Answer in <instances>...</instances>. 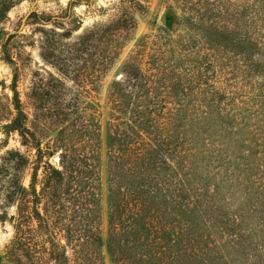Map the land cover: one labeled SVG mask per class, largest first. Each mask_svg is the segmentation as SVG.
<instances>
[{
	"label": "trees",
	"instance_id": "trees-1",
	"mask_svg": "<svg viewBox=\"0 0 264 264\" xmlns=\"http://www.w3.org/2000/svg\"><path fill=\"white\" fill-rule=\"evenodd\" d=\"M20 1L0 0L2 59L12 64L15 62L8 44L15 35L4 40V25ZM175 2L182 5V15L172 11L163 34L152 41L146 40L147 36L141 40L123 62L121 78L110 84L108 219L114 264H124L118 259L121 250L114 248L120 242L140 243L147 249L144 256L161 260L169 241L163 233L166 225L162 214L173 213L178 218V212L186 214L196 207L195 188H202L195 165L209 143L204 136L196 138L169 128L182 112L191 107L203 110L207 102L214 106L226 128L236 131L241 127L247 135L264 142V85L249 86L253 100L247 105L235 98L233 85L221 84L223 76H219L228 68L233 71L224 75L225 80H239V76L231 77L234 73L251 80V72L264 80V0ZM127 3L140 12L148 8L145 0H121V8ZM29 19L44 23L51 20H42L37 12ZM176 19L187 27L179 39L168 33ZM120 20L127 29L136 25L135 18ZM113 26L108 27L115 30ZM106 37L103 29L97 28L77 43L72 53L83 58L92 46L91 40L104 41ZM259 56L260 60L255 59ZM112 58L111 54L101 62L98 59L101 70ZM57 82L61 84L62 80ZM12 89V118L3 129L6 133L18 132L23 145L36 150V160L26 184L29 157L11 149L2 158L0 190H5L7 206L15 207V212L0 215V220H10L14 229L0 260L9 264H96L100 256L97 247L103 241L100 121L96 115L82 112L77 96L68 102L55 96L54 111L45 113L50 92L42 83L30 94L38 111L33 121L37 129L33 130L16 82ZM57 92L63 93L61 89ZM227 118L234 123L236 119L237 126H231ZM51 129L55 136L49 137L51 142L43 148L42 138ZM57 153L61 158L52 163L50 158Z\"/></svg>",
	"mask_w": 264,
	"mask_h": 264
},
{
	"label": "rangeland",
	"instance_id": "rangeland-1",
	"mask_svg": "<svg viewBox=\"0 0 264 264\" xmlns=\"http://www.w3.org/2000/svg\"><path fill=\"white\" fill-rule=\"evenodd\" d=\"M145 2L147 11L140 12L131 3L121 8V0H21L11 10L4 25L7 32L4 40L15 35L8 44L15 63L2 59L0 47V165L7 150L19 149L31 162L26 171L25 183L28 184L32 162L36 160V150L23 145L18 132L6 133L3 129V125L12 118L14 82L30 114L29 125L33 130L37 129L33 121L38 111L30 94L35 86L42 83L50 92L46 97L49 105L44 109L45 113L54 111L55 96H61L65 102L77 96L82 112L92 113L100 121V221L103 241L97 247L100 256L96 264H114L109 246L108 219L107 125L112 116L108 102L110 84L121 78L123 62L141 40L147 36L146 40L152 41L163 34L162 29L170 24L172 11L182 15V5L175 0ZM33 12H37L42 20H51L44 23L29 19ZM126 16L128 19L135 18L134 28L123 27L120 19ZM175 21L168 33L179 39L186 34L187 27L182 20ZM110 24H114L116 29L109 28ZM97 28H102L107 37L104 41L91 40L92 46L87 54L76 58V54L72 53L76 44L92 35ZM113 48L115 50L112 51ZM111 54V62L101 70L98 59L101 62L102 57ZM223 71L225 73L219 74L223 76L221 84L233 85L235 98L246 104L253 98L249 86L255 83L264 85L257 72L249 73L251 80H244L248 77L235 73L231 77L239 76V80H225L224 75L233 70L227 68ZM58 79L62 80L61 84ZM61 85L64 89L60 88ZM60 89L62 94L57 92ZM261 91L264 92V88ZM204 104L203 110L191 107L169 125L174 132L182 130L196 138L204 136L209 143L203 149L199 164L195 165L202 188L201 191L195 188L198 194L196 207L186 214L178 212V218L173 213L162 214V223L166 225L163 233L169 241L165 243L168 248L163 251L161 260L144 256L147 249L137 242H120L114 246L116 250H121L118 259L124 264H264V189L260 188V184L264 185V142L247 135L241 127L236 131L226 128L227 124L219 120L214 106L207 102ZM225 121L237 126L236 119L235 123L230 118ZM54 136V130H49L42 138V147L46 148L51 142L49 137ZM57 155L60 153L51 156L52 163H56ZM6 211L10 216L15 207L7 206L5 190H0V215ZM13 234L12 222L0 220V256L5 254ZM2 262L9 264L4 259L0 260V264Z\"/></svg>",
	"mask_w": 264,
	"mask_h": 264
},
{
	"label": "water",
	"instance_id": "water-1",
	"mask_svg": "<svg viewBox=\"0 0 264 264\" xmlns=\"http://www.w3.org/2000/svg\"><path fill=\"white\" fill-rule=\"evenodd\" d=\"M60 158H61L60 155H57V156L55 157V160H56V161H59Z\"/></svg>",
	"mask_w": 264,
	"mask_h": 264
}]
</instances>
